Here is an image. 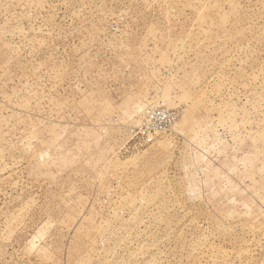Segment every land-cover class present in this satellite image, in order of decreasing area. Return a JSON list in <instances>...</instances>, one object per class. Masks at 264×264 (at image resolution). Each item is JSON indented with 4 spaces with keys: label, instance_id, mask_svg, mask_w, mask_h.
I'll return each mask as SVG.
<instances>
[{
    "label": "rangeland",
    "instance_id": "obj_1",
    "mask_svg": "<svg viewBox=\"0 0 264 264\" xmlns=\"http://www.w3.org/2000/svg\"><path fill=\"white\" fill-rule=\"evenodd\" d=\"M0 264H264V0H0Z\"/></svg>",
    "mask_w": 264,
    "mask_h": 264
},
{
    "label": "built area",
    "instance_id": "obj_2",
    "mask_svg": "<svg viewBox=\"0 0 264 264\" xmlns=\"http://www.w3.org/2000/svg\"><path fill=\"white\" fill-rule=\"evenodd\" d=\"M164 115H165V116H170V113L167 112V111H165Z\"/></svg>",
    "mask_w": 264,
    "mask_h": 264
}]
</instances>
